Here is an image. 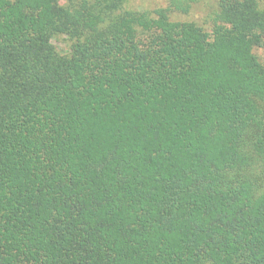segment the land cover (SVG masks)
<instances>
[{
    "label": "trees",
    "instance_id": "1",
    "mask_svg": "<svg viewBox=\"0 0 264 264\" xmlns=\"http://www.w3.org/2000/svg\"><path fill=\"white\" fill-rule=\"evenodd\" d=\"M196 1L0 0V264H264V8Z\"/></svg>",
    "mask_w": 264,
    "mask_h": 264
},
{
    "label": "rangeland",
    "instance_id": "2",
    "mask_svg": "<svg viewBox=\"0 0 264 264\" xmlns=\"http://www.w3.org/2000/svg\"><path fill=\"white\" fill-rule=\"evenodd\" d=\"M212 1L213 0H197L192 4L190 12L186 15L173 13L171 19L173 20H191L197 24L204 26L207 29L208 25L205 23V19L209 18L212 11ZM63 3L62 1H60ZM169 0H125L126 7L134 10H147L153 11L156 8H165L168 5ZM261 7L264 8V0H258ZM52 43L57 48L58 51L64 53L66 52L65 44L62 39H53ZM256 55L259 57L260 61L264 64V50L258 49L255 51Z\"/></svg>",
    "mask_w": 264,
    "mask_h": 264
}]
</instances>
